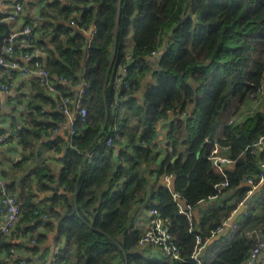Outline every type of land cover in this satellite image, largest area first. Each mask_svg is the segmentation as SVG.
<instances>
[{"label":"trees","instance_id":"16d2710c","mask_svg":"<svg viewBox=\"0 0 264 264\" xmlns=\"http://www.w3.org/2000/svg\"><path fill=\"white\" fill-rule=\"evenodd\" d=\"M65 2H48L56 15H41L51 27L49 46L36 38L28 19L23 26L32 28L31 46H12L11 57L22 55L15 59L22 65L42 64L56 94L54 101L34 76L42 104L33 97L18 130L24 161L35 163L41 147L64 153L57 176L46 166L34 175L45 178L41 189L47 187L54 198L47 208L39 205L37 195L24 192L26 180L17 193L16 181H5L7 191L20 199L22 212L10 235L0 236V264L29 263L14 257L15 251L19 246L37 249L43 238L38 228L51 229L54 221L65 238L53 255L55 264H244L255 243L248 233L264 234V203L247 212L234 240L212 260L205 262L200 255L198 263L192 254L197 237L205 244L223 229L247 192L243 179L253 177L264 159V150L252 152L250 146L264 135V0ZM56 16L61 20H52ZM3 29L0 25V33ZM37 46L47 51L45 57L35 54ZM27 53L30 57L23 58ZM153 55L158 56L151 61ZM6 69L0 66L1 72ZM63 98L74 114V132L68 130L59 146L58 138L42 139L66 120L52 108ZM44 105L51 108L42 112ZM80 109L86 112L83 121ZM168 118L163 144H158L157 126ZM213 125L222 134L209 141ZM114 134L119 137L114 144L127 141L115 162L108 155L114 144H104ZM214 144L226 147L225 156L234 160L224 170L228 186L222 190L216 186L224 176L213 171L209 159ZM166 176L170 187L162 182ZM59 187L70 196L59 193ZM229 190H237L236 199L221 202L198 223L179 213L173 196L195 209L200 201ZM139 205L156 209L163 218L178 249L177 260L141 256L137 246L143 231L131 225V213ZM18 238L22 240L16 243Z\"/></svg>","mask_w":264,"mask_h":264},{"label":"crops","instance_id":"0c3cea01","mask_svg":"<svg viewBox=\"0 0 264 264\" xmlns=\"http://www.w3.org/2000/svg\"><path fill=\"white\" fill-rule=\"evenodd\" d=\"M50 1H54V0H22L24 9L22 14L18 17V19L16 21H5V20L3 21L8 26L10 36L15 38V41L12 42H15L16 46L21 47L23 45L20 29L25 19H28L35 28L36 38L40 41L47 42L49 46L48 36L51 27L49 25V22L46 23V20L42 22L44 17H41V15L43 14V12L48 13L49 15H56L55 13L53 14L55 8H50L47 4ZM58 1L60 2L61 6L66 4L65 0H58ZM13 4L14 2L12 1L6 2L4 0H0V15L4 17L7 16L8 13L12 11ZM52 20L58 21L61 19L57 18L56 16L52 18ZM50 23L54 24L55 22L50 21ZM4 32H5V28L0 34ZM130 44L131 43H129V45ZM48 46H45V48ZM46 53L47 51L44 49L43 46H37L35 48V54L37 56L45 57ZM157 56L153 55V57L149 59L153 61ZM10 57L11 55L7 56V60L11 61L13 60V58L14 59L21 58L22 55L21 57H18L17 55H13V57H11L12 59ZM0 77H8L11 78L13 81L8 91L0 92V135L1 136L3 134L6 135V142L0 145V173L1 175H3L2 177L4 181H6V183L7 182L11 183L13 179L16 181V184L14 185L16 193H17V189L19 192H23V187L18 188V185L21 180H26L25 183L27 187H24V192L28 191L29 193L37 195L39 205L42 208H44L43 206L47 208L49 205L52 204L54 198L52 199L51 191L47 187L44 188V190L41 189V185L44 182L46 183L45 178H41L40 181L37 178L35 179L34 175L35 176L37 175L36 172L39 171L38 170L39 168L46 166L47 169L50 170L51 175L57 176L60 173V170L63 166L61 158L63 157L64 151L63 150L54 151V149L52 148L46 149L44 147H41L39 148L40 155L38 156L40 158H36L34 161L35 163H33L31 160L24 161V157L26 156V153L23 150L18 140L17 134H18V130L22 128L25 124L24 119L26 112L28 111V103L34 98L38 99V97L36 96L37 95L36 87H38L36 86L37 84L36 77L34 76L21 77L17 74V72L15 75V71L11 67L0 72ZM44 92L49 97H52V99L55 101L56 99L55 93L49 91L47 88H45ZM137 98L141 102L142 93H139L137 95ZM38 102L42 104L39 99ZM50 108H51L50 106L44 105L42 107L43 111L42 110L41 111L44 112ZM52 108L55 111L61 110L60 106L57 105V103H55V105H53ZM73 115L74 114H72L71 120L73 119ZM65 116H66V120L63 121V123H66L68 119V116L66 114ZM170 119L171 118L160 121L157 126V138L155 142H157L158 144H163L162 142L165 138V133H166L165 126L170 121ZM47 120L51 121L50 118H47ZM53 123L56 125L55 121H53ZM60 124L58 130L56 127L53 133L44 136L42 140H44L45 138H51L52 140L53 138L54 139L58 138V140L56 141L57 145L63 146L65 144V140H64L65 133L69 130V128L65 126H61ZM221 134L222 132L220 127L218 129L215 128L213 138L214 137L218 138L221 136ZM119 142H120L119 144L113 145L114 146L113 150L108 154L110 161L115 162L116 160H118L121 156L120 149L126 148L127 146L126 140L121 139ZM55 147H56V143H55ZM263 150L264 148H261L259 149V152ZM126 151L130 152L132 151V148L129 147L126 149ZM225 153H226V149L222 148L219 151V154L224 157H226ZM261 162H264V159H262L260 163ZM233 163L234 160H231L229 163H226L222 167L224 170L230 169L233 166ZM32 168H34V172H32ZM211 168H212V164H211ZM258 172L253 173L254 174L253 177H255L258 174ZM248 176L252 177V175H248ZM162 182L165 183V180L163 179ZM169 184L171 185L172 182L170 181ZM241 185L244 188H246V191L248 190L249 187L245 182L242 181ZM54 186L56 187V185ZM58 192L66 193L68 196H70V194L65 192L61 187H59ZM236 197H237V190H229L215 197H209L207 199H204L200 201L198 203L197 208L194 209L193 212L196 213L195 215L193 213L192 218H194L196 223H198L199 218L203 214L208 212L210 209L215 208L223 201L227 203H232L236 199ZM243 201L246 202L244 210L241 214H239L236 217V219L231 224L229 230L220 239L215 240L211 243L208 240L205 244H203L202 249L199 252V256L201 255L200 257H202L203 261L208 262L212 260L222 248H224L226 245L230 244L234 240L235 237L234 231L238 227H240V224L242 223L243 219L246 217L244 213L247 214L248 211L256 212L259 210L260 206L264 203V182H262L251 194H247L246 192L244 197L240 200L239 204L242 203ZM97 205H98V201H96L93 204V207H96ZM54 207L56 209H59V206H54ZM134 210L135 212L131 213V219H132L131 225L134 228H138L141 231H143L148 226V221H149L148 211H146L145 208L142 207V205L141 206L139 205L137 208H134ZM233 213L231 214V216L233 215ZM232 225L234 227H232ZM56 226H55V221H54V226L51 229H47V227L40 226L38 228V231L41 232L43 238L37 245V249H33L34 251L30 252L26 250L23 246L21 247L19 246L18 249L15 251V253L27 259L29 261V264H43V263L48 264L51 258L53 257V251L55 247L60 249L65 241L64 236L58 233ZM218 234H216L215 236H217ZM21 240H22L21 238H18L15 241L16 243H19ZM27 247L29 246L27 245ZM137 247L139 253L144 258L157 259V260L164 259V257L161 256L159 253L155 252V250L151 246L142 247L138 243ZM59 252L60 250L58 251V254ZM1 256H3V253Z\"/></svg>","mask_w":264,"mask_h":264},{"label":"built area","instance_id":"2783aa9c","mask_svg":"<svg viewBox=\"0 0 264 264\" xmlns=\"http://www.w3.org/2000/svg\"><path fill=\"white\" fill-rule=\"evenodd\" d=\"M6 2L12 1L13 9L10 13H8L7 16L4 18H0V22L5 21H16L18 17L23 12V3L22 0H4ZM72 25L73 23L70 22ZM23 27V28H22ZM20 30L21 35L23 36V43L27 46H31L32 41V28L29 25H22ZM12 38V36H11ZM12 40L10 38L6 40L2 45L3 55L0 56V66L6 67V68H12L14 71L17 72V74L21 77H27V76H37L39 80L46 86V88L51 91L55 92L53 83L49 79V74L46 71V69L42 66L40 62H35L32 66H26L22 65L17 60L13 59L11 61L7 60L6 57L9 55H12V46H13ZM30 55L27 53L23 56V58H29ZM124 70V69H123ZM1 72V71H0ZM12 79L8 77H0V92L1 91H8V89L12 85ZM80 94L83 93V90L81 89L79 91ZM256 96L255 94H251L250 98L254 99ZM69 101L66 98H63L60 100L59 106L61 111L68 116L69 113V107H68ZM79 115L81 117V120L83 121L86 116V112L84 109L79 110ZM73 119L71 120L70 125L68 126L71 133L74 132L73 130ZM61 126H64L65 123L61 122ZM119 137L117 134H114L107 138L105 141V146L110 147L114 144L115 140H118ZM6 142V135L3 134L0 135V145L4 144ZM251 151L254 152L258 149L264 148V135H261L257 138V140L250 145ZM226 149V147H220L217 144H214L213 150L209 155V159L212 164V169L224 176V179L221 183H219L216 186L217 190H222L228 186V183L226 181V176L224 174L223 165L226 163H229L231 160L227 157H224L219 154V151L221 149ZM259 172L255 177H245L243 179V182L247 184L249 187L247 190V194H251L262 182H264V162H261L259 165ZM0 173V236L4 235H10V233L15 229L17 223L20 220V215L22 212V204L20 199L13 194H10L7 191L5 181L1 177ZM169 178L170 176H166L164 178L165 183L167 186H169ZM174 198L178 199V211L179 213H182L186 216V218L191 221L193 217V211L194 208L190 207L189 205H186L184 201L180 198L178 194H173ZM217 195H214L212 197H215ZM235 212V211H234ZM246 215V213H244ZM148 226L143 230V232L140 235L139 238V245L140 246H151L155 252L159 253L161 256H163L167 260H177L179 258V252L176 246L173 244L170 234L168 233L167 227L165 226V221L163 218L159 215L156 209L152 208L148 210ZM226 223L223 224V227ZM232 227H234L232 225ZM222 229H218L217 234L220 233ZM248 235L252 238L255 236V243L251 247L248 257L245 260L244 264H264V234L261 236H258L255 234V232H250ZM197 246L195 247L192 259L197 260L196 262L199 263L198 256L199 252L202 249L203 244H200L201 239L200 237L196 238ZM34 244L32 240H30L29 245ZM60 249L55 247L53 251L54 254H58V251ZM0 251H1V244H0ZM14 257H17V253L13 255ZM18 264H29L25 260H21L18 262ZM49 264H55L53 261V257L51 258Z\"/></svg>","mask_w":264,"mask_h":264},{"label":"water","instance_id":"95a60500","mask_svg":"<svg viewBox=\"0 0 264 264\" xmlns=\"http://www.w3.org/2000/svg\"><path fill=\"white\" fill-rule=\"evenodd\" d=\"M0 25L5 28V32L2 33V34H0V56H1V55H3V50H2L3 43L6 40H8L9 38H10V40L15 41V38H13V37L11 38L9 29H8V26H7V24L5 22H0ZM214 131H215V125H213L212 131H211V133H210V135L208 137V140L209 141H212L213 140ZM245 204H246L245 201H243L242 203L239 204V206L236 208V210L233 213V215L227 220V222H226L225 226L223 227L222 231L217 236H214L213 238H211L209 240L210 243L213 242V241H215V240L220 239L229 230L231 224L236 219V217L243 212L244 207H245ZM193 213L195 215L196 212H193Z\"/></svg>","mask_w":264,"mask_h":264},{"label":"clouds","instance_id":"9594fccd","mask_svg":"<svg viewBox=\"0 0 264 264\" xmlns=\"http://www.w3.org/2000/svg\"><path fill=\"white\" fill-rule=\"evenodd\" d=\"M156 54V53H155ZM122 71H123V69H122ZM71 117H72V112L71 111H69V113H68V119H67V121H66V123H65V127H68L69 125H70V123H71ZM67 138V137H66Z\"/></svg>","mask_w":264,"mask_h":264},{"label":"rangeland","instance_id":"374dc122","mask_svg":"<svg viewBox=\"0 0 264 264\" xmlns=\"http://www.w3.org/2000/svg\"><path fill=\"white\" fill-rule=\"evenodd\" d=\"M171 181V178H169V182Z\"/></svg>","mask_w":264,"mask_h":264}]
</instances>
